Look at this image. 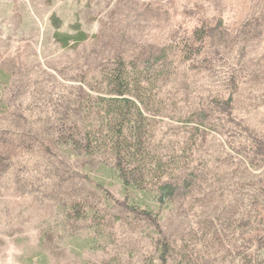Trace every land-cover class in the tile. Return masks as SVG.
Segmentation results:
<instances>
[{"label": "rangeland", "instance_id": "obj_1", "mask_svg": "<svg viewBox=\"0 0 264 264\" xmlns=\"http://www.w3.org/2000/svg\"><path fill=\"white\" fill-rule=\"evenodd\" d=\"M52 19L59 31L76 25L89 38L63 48ZM203 24L218 36L205 43L214 57L176 58ZM116 56L152 73L162 96L149 117L162 148L190 146L196 127L204 134L191 167L201 184L187 203L176 196L161 229L177 240L189 230V250L206 245L211 264H264V158L250 149L258 140L264 147V0H0V136L56 135L54 124L74 119L82 90L96 95L89 88L97 90ZM232 80L233 107L221 108L217 98ZM200 112L209 114L205 125ZM55 151L0 160V264H148L154 224L121 211L119 183L107 178L102 193L80 175L111 160ZM85 198L102 209L96 220L68 218L62 208ZM88 236L94 247L72 243Z\"/></svg>", "mask_w": 264, "mask_h": 264}, {"label": "trees", "instance_id": "obj_2", "mask_svg": "<svg viewBox=\"0 0 264 264\" xmlns=\"http://www.w3.org/2000/svg\"><path fill=\"white\" fill-rule=\"evenodd\" d=\"M56 29L53 38L60 42L63 48L82 43L89 38L84 30L76 28L74 32H61L58 30L59 20L52 19ZM192 36L186 38L184 45L177 49L176 56L179 60L192 59L193 56L206 54L211 57L215 54L210 49L206 51V41H212L218 37L210 24H203L196 28ZM218 46L212 50L216 52ZM205 50V51H204ZM206 59V56L202 61ZM5 73L0 69V85L6 84ZM101 85L94 90L95 96L82 90L78 96L74 119L69 123L58 120L54 124L56 135L33 136L30 133L15 131L10 135L0 136V160L10 163L20 154L53 155L55 149L68 153L74 159L92 157H108L111 165L101 164L97 173L91 163L84 167L80 175L84 176L93 188L101 189V192H109L105 188V180L111 179V184L119 183L121 186L122 200H116L120 204L122 212L133 220H150L155 226V236L152 235L153 256L148 264H211L212 253L204 245L200 250H189V230L177 240L176 237L161 229L160 223L164 220V212L169 211L176 196H181L186 203L191 199L189 192H193L201 184V177L192 169V163L202 151V145L198 138L204 137L202 131H192L194 142L183 144L171 141L167 148H162V140L157 141V130L153 118L154 105L161 98L158 87L152 78L148 68L141 69L133 58L116 56L110 67L102 70L99 80ZM232 80V86L225 89L222 98H217L221 108H232L239 91V84ZM99 89V90H98ZM101 91V93H99ZM195 115V113H193ZM200 123L206 124L209 114L200 112L196 114ZM192 117H187L189 121ZM51 141L48 144L46 141ZM261 140L251 145V151L260 159L264 158V147L260 146ZM167 150V151H165ZM41 152V153H40ZM39 155V156H40ZM197 177V180L195 181ZM113 200V199H112ZM120 201V202H119ZM68 218L76 215L79 219L96 220L102 209L97 205L91 206L88 200L80 199L67 204L63 208ZM74 213V214H73ZM104 217V216H103ZM96 225V224H95ZM94 225V226H95ZM93 226V227H94ZM95 227L93 234L98 232ZM195 240L199 239L195 236ZM72 243L79 248L94 247L97 243L95 237L88 236L81 240L76 237ZM118 263V257L110 259L105 264ZM119 264V263H118Z\"/></svg>", "mask_w": 264, "mask_h": 264}]
</instances>
